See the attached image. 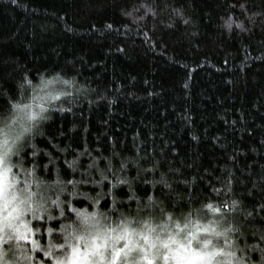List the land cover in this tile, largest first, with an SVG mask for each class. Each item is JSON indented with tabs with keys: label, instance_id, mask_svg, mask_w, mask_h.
Wrapping results in <instances>:
<instances>
[{
	"label": "trees",
	"instance_id": "obj_1",
	"mask_svg": "<svg viewBox=\"0 0 264 264\" xmlns=\"http://www.w3.org/2000/svg\"><path fill=\"white\" fill-rule=\"evenodd\" d=\"M57 74L75 81L63 85L73 96L54 103L21 152L24 168L34 167L35 180L44 181L42 192L55 199L57 177L83 181L75 197L66 191L61 200L106 213L113 226L125 217L159 224L165 213L182 221L207 203L236 201L225 226L241 230V248L259 242L264 0H0V115L10 101L28 102L25 77L38 85ZM94 158L100 168L111 159L107 180L88 169ZM48 206L58 219L32 222L39 229L32 238L44 247L57 236L63 243L61 225L76 219L65 204L70 220L50 200ZM200 215L202 222L212 218ZM25 248L34 259L17 264L45 259L30 243Z\"/></svg>",
	"mask_w": 264,
	"mask_h": 264
},
{
	"label": "snow or ice",
	"instance_id": "obj_2",
	"mask_svg": "<svg viewBox=\"0 0 264 264\" xmlns=\"http://www.w3.org/2000/svg\"><path fill=\"white\" fill-rule=\"evenodd\" d=\"M12 3H16V0H12ZM146 11H151V8ZM232 23L229 18L225 27L230 30ZM236 27L243 30L241 24ZM25 82L32 89L31 102L10 101L11 108L7 115H0V264H17L21 257L34 259L25 248V244L29 243L33 252L42 251L45 259L41 264H49V261L51 264H264V234L260 235L257 244L241 248L237 243L241 230L230 224L225 226L226 212L235 210L236 201L222 206L207 203L195 210V218L189 213L182 221L171 213H165L166 219L159 224H153L151 219L134 221L125 217L113 226L108 214L79 210L73 207L70 200H61L60 194L66 191L68 196L75 197L77 184L83 181L64 182L57 177L54 182L56 198L51 199L47 195V188L41 191L44 181L35 180L34 167L24 168L21 152L25 138L34 134L41 121L49 118L48 113L54 103L73 96L67 87H71L75 81L63 79L57 74L51 79L41 77L38 85L32 84L27 77ZM54 83L67 87L50 90ZM20 87L23 89L24 85ZM68 102L71 103V100ZM59 110L65 111L63 108ZM79 155L83 156L84 153ZM14 158H17L15 162ZM76 163V160H72L68 167L75 170ZM14 168L21 169L27 178L21 180L20 173L14 172ZM88 169H95L100 176L99 182H102L108 179L107 173L112 171V161L109 158L106 167L100 168L94 158L88 164ZM34 182L35 191L32 190ZM118 183L127 181L118 178ZM68 185L72 186L70 191ZM99 199L98 194L94 205L99 203ZM148 199L151 201L152 197ZM49 200L51 205L60 209V217L71 219L66 216L65 208L61 207V204H65L67 211L73 212L76 219L61 225L63 243L59 242L60 237L57 236L55 242L50 239L44 247L32 238L39 231L32 222L43 220L45 216L48 220L58 219L48 206ZM261 210L264 211V206ZM200 213L212 218L202 222L204 217ZM53 231L54 228H48V235L51 236ZM5 245L8 246L6 250ZM255 252L260 255L258 261L249 255ZM9 255L16 259H6Z\"/></svg>",
	"mask_w": 264,
	"mask_h": 264
},
{
	"label": "rangeland",
	"instance_id": "obj_3",
	"mask_svg": "<svg viewBox=\"0 0 264 264\" xmlns=\"http://www.w3.org/2000/svg\"><path fill=\"white\" fill-rule=\"evenodd\" d=\"M52 89H55V90L63 89V85L60 84V83H54L53 85L50 86V90H52ZM32 94H33V93H31V95L28 96V97H31ZM29 102H31L30 98H29V100H28L27 103H29ZM12 243L15 244L14 241H13ZM5 246H6V245H5ZM4 250H5V249H4Z\"/></svg>",
	"mask_w": 264,
	"mask_h": 264
}]
</instances>
